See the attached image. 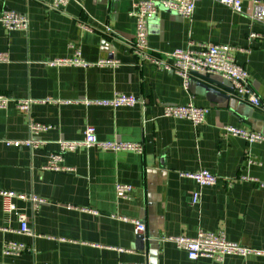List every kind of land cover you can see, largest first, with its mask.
I'll list each match as a JSON object with an SVG mask.
<instances>
[{
	"label": "crops",
	"instance_id": "1",
	"mask_svg": "<svg viewBox=\"0 0 264 264\" xmlns=\"http://www.w3.org/2000/svg\"><path fill=\"white\" fill-rule=\"evenodd\" d=\"M138 1L143 0H69L54 9L51 0H0V10L21 12L28 22L25 31L0 25V53L7 55L0 62V95L33 101L27 113L13 103L0 110V190L44 199L37 207L14 199L16 210L5 213L0 197V264H264V256L255 254L190 260L167 239L202 229L264 248V141L249 143L224 130L264 135V110L233 91L232 108L228 99L205 91L201 77L192 75L184 87L173 70L138 59L130 14ZM258 2L264 6V0ZM242 7L235 12L215 0H195L191 19L160 9L147 22L148 51L165 57L199 43L228 45L247 70L252 90L263 96L264 23L253 17V0H243ZM76 52L89 66L48 64ZM115 93L136 96L141 104H86ZM189 102L208 108L201 124L162 116L164 105ZM30 121L48 129L34 135ZM88 125L100 140L140 143L141 151L93 146L66 153L67 171L42 169L58 141L81 140ZM30 137L44 144L37 149L6 144ZM199 170L216 175V183L199 186L179 175ZM118 183L133 187L129 199L116 197ZM194 191L200 194L196 204ZM17 213L26 216L33 236L18 233ZM130 219L145 223L142 248ZM5 241L30 250L5 255Z\"/></svg>",
	"mask_w": 264,
	"mask_h": 264
},
{
	"label": "built area",
	"instance_id": "2",
	"mask_svg": "<svg viewBox=\"0 0 264 264\" xmlns=\"http://www.w3.org/2000/svg\"><path fill=\"white\" fill-rule=\"evenodd\" d=\"M235 12L243 10V0H215ZM69 0H51V7L54 9H62L67 5ZM255 10L253 17L258 21L264 23V6L260 5L258 0H253ZM164 9L177 13L178 15L191 19L195 9V0H143L135 2L132 5L131 15L135 19V36L132 43L133 54L141 61H150L156 66L165 70H173L181 79L184 87H187L190 77L194 74L205 75H219L229 82L233 89L234 95L239 99L246 101L253 107L264 110V95L259 96L256 94L249 85V75L247 70L239 65L233 55V47L220 44H206L199 43L196 47L187 46L185 49H175L167 54L165 57H160L148 51L147 37L148 19L157 13L158 10ZM27 17L25 14L3 8L0 10V25L6 31H25L27 29ZM250 38L259 37L257 33H251ZM7 61V55L0 53V62ZM110 63L107 61H99V64ZM49 65L59 66H81L87 67L89 63L84 61L79 52L73 56L57 58L48 63ZM13 103L14 107L23 113H27L30 105L33 103L31 99L12 100L5 95H0V110H5ZM87 105L95 104L107 107H120V106H134L141 104L140 100L133 95L115 93L112 99L97 100L86 102ZM208 112L207 107L196 106L192 103L185 105H164L162 108V116L175 119H183L189 121L192 125L197 126L201 124ZM29 131L32 134H38L41 131L48 129L46 125L40 124L35 121H30ZM225 135L239 137L249 143L264 141V135L251 130L237 128L232 126H225ZM6 144L15 147H27L29 149H37L44 144L36 138H28L25 140L8 141ZM58 149L50 152L47 156L45 164L42 166L43 170L52 172H64L68 168L62 165L64 155L68 152H75L82 148L97 147L104 151H141L140 143H130L118 140L106 141L98 139L95 127L88 125L83 131V138L79 141L60 140L57 142ZM252 163V159H249ZM181 177L193 179L199 186H212L217 181V176L205 171L199 170L196 172H181ZM253 180L254 179H250ZM264 187L263 185H260ZM133 187L128 184H116L115 194L116 197L121 199H129ZM198 191L192 193V203L196 204L199 200ZM0 197L2 200V209L5 213H11L16 210L14 199L30 200L34 206L37 207L44 199L30 195L26 196L22 193H17L10 190H0ZM18 217V233L33 236L31 229L27 225L26 216L23 213H17ZM127 220V219H123ZM136 234H145V223L139 219H130ZM167 239L175 244V246L186 253L190 260L198 258H210L215 261H222L224 257L234 256H247L255 254L264 256L263 249H254L243 246L237 242L226 239L222 231H205L198 229L194 236L188 237L184 235L169 236ZM30 250V247L14 242L5 241L3 243L2 252L5 255H18L23 251Z\"/></svg>",
	"mask_w": 264,
	"mask_h": 264
},
{
	"label": "water",
	"instance_id": "3",
	"mask_svg": "<svg viewBox=\"0 0 264 264\" xmlns=\"http://www.w3.org/2000/svg\"><path fill=\"white\" fill-rule=\"evenodd\" d=\"M194 75L201 77V79L205 81V82H200L201 87L203 86L202 88H204L205 91L214 95L220 94L224 99L229 100V104L232 108H236L237 99L232 97L231 94L233 89L230 85L225 83L224 80H221L220 78H216V76H212V75H205V74H194ZM136 238L138 239L137 244L139 248H142L145 244L146 237L143 234H137Z\"/></svg>",
	"mask_w": 264,
	"mask_h": 264
}]
</instances>
